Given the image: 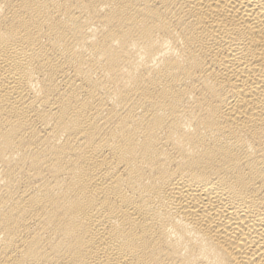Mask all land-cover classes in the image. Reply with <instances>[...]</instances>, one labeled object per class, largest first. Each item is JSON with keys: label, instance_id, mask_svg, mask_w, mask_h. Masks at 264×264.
Masks as SVG:
<instances>
[{"label": "bare ground", "instance_id": "obj_1", "mask_svg": "<svg viewBox=\"0 0 264 264\" xmlns=\"http://www.w3.org/2000/svg\"><path fill=\"white\" fill-rule=\"evenodd\" d=\"M0 264H264V0H0Z\"/></svg>", "mask_w": 264, "mask_h": 264}]
</instances>
